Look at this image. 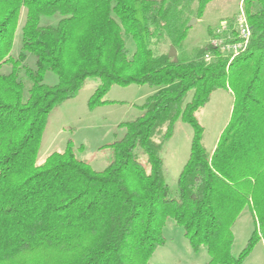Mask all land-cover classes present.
<instances>
[{"label":"trees","instance_id":"16d2710c","mask_svg":"<svg viewBox=\"0 0 264 264\" xmlns=\"http://www.w3.org/2000/svg\"><path fill=\"white\" fill-rule=\"evenodd\" d=\"M211 1L0 0V264H154L168 220L193 252L206 248L203 264H246L264 244V0H241L252 35L231 61L208 41L179 52ZM166 43L176 60L160 51ZM88 78L98 80L90 108L114 84L154 88L105 145L111 160L99 171L70 139L38 154L51 112ZM219 89L232 111L208 153L197 113ZM178 119L192 137L171 192L160 149ZM245 208L255 227L233 256Z\"/></svg>","mask_w":264,"mask_h":264},{"label":"rangeland","instance_id":"374dc122","mask_svg":"<svg viewBox=\"0 0 264 264\" xmlns=\"http://www.w3.org/2000/svg\"><path fill=\"white\" fill-rule=\"evenodd\" d=\"M240 6H242L241 0H212L200 19L193 18L195 21L190 25L179 52L190 53L196 46L207 42L209 40L207 30H213L222 21L234 17ZM16 46L17 39L14 42V47ZM127 46L130 49L134 48L131 41H128ZM160 51L169 52V44H163ZM43 81L54 84L57 80L53 74L47 73ZM97 82L98 80L94 78L86 79L75 96L65 99L51 112L38 152L40 158L53 151H62L67 140L70 139L79 159L86 160L96 171L106 167L111 160V152L105 145L123 136L125 130L120 124L140 113L138 106L154 91V88L148 85L114 84L103 97L106 102L90 108L88 100ZM232 105V93L229 90L219 89L212 92L207 104L198 111L197 119L203 127L202 144L208 153L213 151L221 132L228 123ZM191 137V128L178 119L174 124L172 136L160 149L166 183L171 192L175 190L177 176L188 159ZM140 157L144 159L141 154ZM254 227L255 222L249 210L245 208L232 228L234 241L231 254L233 256L241 252ZM163 233L166 243L154 252L150 262L203 264L209 260L205 247H201L197 252L190 249L181 228L177 227L172 220L167 221ZM245 263L264 264V244L261 240L255 242Z\"/></svg>","mask_w":264,"mask_h":264},{"label":"built area","instance_id":"2783aa9c","mask_svg":"<svg viewBox=\"0 0 264 264\" xmlns=\"http://www.w3.org/2000/svg\"><path fill=\"white\" fill-rule=\"evenodd\" d=\"M251 35V26L242 6H240L231 24H228L226 20L222 21L212 30L208 42L221 54L229 57V61H231L247 50ZM206 59H209L208 55H206Z\"/></svg>","mask_w":264,"mask_h":264},{"label":"water","instance_id":"95a60500","mask_svg":"<svg viewBox=\"0 0 264 264\" xmlns=\"http://www.w3.org/2000/svg\"><path fill=\"white\" fill-rule=\"evenodd\" d=\"M194 21L195 19L190 20V22L188 23V26H190ZM168 55L170 57H173L176 60V51L172 46L170 47V51L168 52Z\"/></svg>","mask_w":264,"mask_h":264}]
</instances>
